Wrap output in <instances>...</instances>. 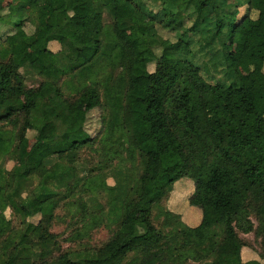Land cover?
Instances as JSON below:
<instances>
[{"label":"trees","instance_id":"16d2710c","mask_svg":"<svg viewBox=\"0 0 264 264\" xmlns=\"http://www.w3.org/2000/svg\"><path fill=\"white\" fill-rule=\"evenodd\" d=\"M39 7L49 16L39 26L33 14L42 29L29 33ZM30 73L38 86L26 84ZM81 101L88 112L76 119ZM99 138L104 165L81 191L111 197L88 203L95 215L83 227L99 213L115 228L101 244L63 251L51 230L58 206L43 204L75 194L78 162ZM15 145L19 163L7 169ZM183 178L194 182L195 225L166 207ZM0 212V264H264V0L0 2ZM245 249L255 259L244 261Z\"/></svg>","mask_w":264,"mask_h":264},{"label":"rangeland","instance_id":"374dc122","mask_svg":"<svg viewBox=\"0 0 264 264\" xmlns=\"http://www.w3.org/2000/svg\"><path fill=\"white\" fill-rule=\"evenodd\" d=\"M3 6L6 7L8 4V0H0ZM16 4H11L10 7H7V9L12 10V12H15V6ZM245 13V11H242ZM33 14H37L39 17V26L46 23V19L49 16V10H46V8L39 7L30 15H27L26 17V29L29 33L34 32H40L41 28H37L36 24L33 23L30 18H32ZM184 13L180 12L178 13V21H181V19L184 17ZM252 16H255V13L252 12ZM35 19V18H34ZM106 22H109L110 19L108 16L105 18ZM148 18L144 17L142 19V23L147 22ZM38 26V27H39ZM2 32H7L8 29L4 26H1ZM42 32V31H41ZM160 34L165 39H172V41L176 40V37H173V34L168 31L160 30ZM221 37L224 41H227L228 43L231 42V33L228 34H221ZM169 42V41H167ZM53 46V45H51ZM234 49L236 51H239L241 48L238 44L234 46ZM204 64V63H202ZM210 64V63H209ZM211 65V64H210ZM240 71L242 73L248 72V65L245 61H242L240 66ZM204 72V69H203ZM93 77V78H92ZM92 80H90L91 84H94L97 80L95 73L91 76ZM90 78V79H91ZM207 78L210 80V75H207ZM41 81V78L33 73H30L27 75L26 78V84L28 87H34L38 86ZM126 83V74L124 70H120L116 79L115 86L117 88H122L125 86ZM73 97V96H72ZM24 98L27 99V102L31 100V96L29 95L25 96ZM88 104L87 102H78L77 106L75 107L74 111V117L76 119H84L86 117V114L88 112ZM96 115H98L96 113ZM91 134L93 136H100L101 134V127L98 125L97 127H92L90 130ZM28 136L30 137V144L29 148L31 151H35L38 146V141L35 137V132L32 130L28 131ZM103 144H101V138L96 140V143L94 147L87 148L85 151V157L84 160H80L78 162V171H79V177H83L82 181L79 183L75 188V194L71 196V193H69V197L65 198L64 200H60L59 202L55 199H50L46 201L43 204V210H49L52 207L58 206L55 214V220L52 226V231L59 235V241L62 246L63 251H78L81 249H84L85 247H93L95 245L103 243L105 240H107L110 235L112 234L115 225L112 226L109 222L106 221L105 217L100 216L99 213L97 216V220H99L97 223L93 224L90 228H84V223L92 224V216L94 214V209L88 207L89 204H106L108 199L111 197L109 191H100L92 193L91 191H81L82 184L84 183V180L87 178L89 174H91L90 170L95 168L96 166L104 165V163H99L101 158V155L104 154L103 150ZM19 154H20V148L18 146H14L11 152L2 159V164L7 169H11L14 165L19 163ZM105 157V156H104ZM110 162V161H109ZM117 162V159L114 163ZM111 165L110 168L107 171H104V173L107 174V182L110 185H114L118 180V178L113 176L112 171L114 170L115 164ZM46 168L45 166L40 167L36 170V173L38 176L42 175L45 172ZM97 171L92 172L93 174ZM38 181L36 178L35 182ZM74 182V181H73ZM194 191V182L190 178H183L180 181L176 182L174 185V190L170 193L166 203V207L171 210L172 212L176 214H180L181 217L185 221H189V223L192 225L198 224L201 220V212L192 206L189 202V198L192 195V192ZM63 195H66L64 193ZM62 195V196H63ZM58 203H57V202ZM87 204L86 210L83 209L82 204ZM86 212L88 215H86ZM1 212H0V218H1ZM6 215L9 218H12V211L11 209L6 210ZM39 216H36L32 218L31 220L34 222H37L39 220ZM83 227V229H80ZM83 233L82 236H77V233L79 230ZM247 237L250 239H253V234H247ZM245 259H248V257H245Z\"/></svg>","mask_w":264,"mask_h":264},{"label":"crops","instance_id":"0c3cea01","mask_svg":"<svg viewBox=\"0 0 264 264\" xmlns=\"http://www.w3.org/2000/svg\"><path fill=\"white\" fill-rule=\"evenodd\" d=\"M245 257H248V259H245ZM255 257H256V254L251 249H245L242 252V258L244 261H249V260L255 259Z\"/></svg>","mask_w":264,"mask_h":264}]
</instances>
